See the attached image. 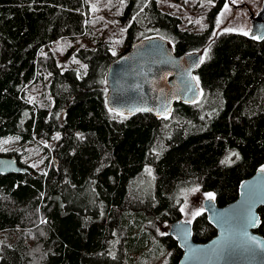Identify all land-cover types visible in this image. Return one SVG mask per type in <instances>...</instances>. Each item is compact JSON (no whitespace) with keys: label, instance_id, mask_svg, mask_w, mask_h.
<instances>
[{"label":"trees","instance_id":"16d2710c","mask_svg":"<svg viewBox=\"0 0 264 264\" xmlns=\"http://www.w3.org/2000/svg\"><path fill=\"white\" fill-rule=\"evenodd\" d=\"M225 3L0 0V140L20 147L0 156L29 171L0 176V264H177L159 229L182 219L181 191L237 199L264 167V40L217 31ZM153 37L201 54L199 101L159 121L110 111L108 67ZM190 221L195 243L215 237L203 211Z\"/></svg>","mask_w":264,"mask_h":264},{"label":"water","instance_id":"95a60500","mask_svg":"<svg viewBox=\"0 0 264 264\" xmlns=\"http://www.w3.org/2000/svg\"><path fill=\"white\" fill-rule=\"evenodd\" d=\"M248 14L250 29L246 37L260 43L264 40V0L257 13ZM253 35L260 39H253ZM200 59V53L177 56L168 41L160 37L138 40L108 67L107 108L124 117L150 115L159 121L171 116L178 104H196L201 91L192 77ZM260 169L240 183L238 197L232 203L218 207L215 199L203 200L207 222L216 231L210 241L194 242L191 221L179 219L169 225L167 236L182 252L177 264H264V239L256 233L261 224L258 210L264 207V173ZM28 172L15 156H0V176ZM249 207L259 224L245 229L243 218Z\"/></svg>","mask_w":264,"mask_h":264},{"label":"rangeland","instance_id":"374dc122","mask_svg":"<svg viewBox=\"0 0 264 264\" xmlns=\"http://www.w3.org/2000/svg\"><path fill=\"white\" fill-rule=\"evenodd\" d=\"M229 5V11H225L223 9V16H219V19L221 20V23L219 26H217V31H225V29H233V31H236L238 33L242 32H248L250 29V23L248 20V12L251 11L253 13H257L261 2L254 1V0H236V3H232V0L228 1ZM94 8H97V4L94 3ZM221 12V13H222ZM194 22H197V18L194 17ZM53 53L57 56V58L60 59V61L63 63V66L65 65V58L61 57V53L59 50H56L55 48L52 50ZM57 139V134L53 136V139L51 140V144H54ZM13 149H17L20 151V147L17 143V141L7 138V139H1L0 140V152L5 153L8 151H11ZM11 154V153H9ZM14 156V155H9ZM41 157L40 155H37ZM226 160H229L227 158ZM25 161V160H24ZM236 161L235 159L230 158L229 162L226 164H232ZM30 163H25V165L29 166ZM25 167V166H22ZM27 168V167H25ZM149 179H153V171L150 166H146L144 168V175L140 179L139 187H141L145 182H148ZM151 183H147L144 186V189L142 192H147L149 190ZM195 189V191H194ZM180 197L182 199V219L190 221L193 219L192 213L194 212H201L203 211L202 202L204 199H206V195L202 194L197 188H191L182 190L180 193ZM168 228L163 227L159 229L162 233H167ZM3 239L0 238V243H2Z\"/></svg>","mask_w":264,"mask_h":264},{"label":"snow or ice","instance_id":"6c2138e0","mask_svg":"<svg viewBox=\"0 0 264 264\" xmlns=\"http://www.w3.org/2000/svg\"><path fill=\"white\" fill-rule=\"evenodd\" d=\"M209 2H211V0H209ZM232 3H236V0H232ZM224 10H225V11H229V10H230V9H229V5H228V3H225V5H224ZM223 14H224V13L222 12L220 15L223 16ZM216 23H217V26H219V24L221 23V20L218 18L217 21H216ZM225 31H233V29H225ZM241 34H243V35H248L249 33H248V32H242ZM213 35H215V33H213ZM252 38H253V39H260V37H256V36H254V35H253ZM203 62H204L203 59H200V60H199V63H203ZM192 79H193V80H196L197 84L199 83L197 77H192ZM188 90H189V91H192V88L189 87ZM144 110L147 111L148 109H144ZM110 111H111V109H110ZM233 155H236V154L233 153ZM229 160H230V158H229ZM229 160L222 161V163H228ZM260 172H261V173H264V167H262V168L260 169ZM194 191H195V189H194ZM206 199H208V200H214V199H215V196H214V194H212V193H207V194H206ZM192 215H193V216H198V215H200V212H194V213H192ZM243 221H244L245 229H247L248 227H256V226H258V224H259V218L255 216V214H254V212H253V210H252L251 207H249V208L247 209V211H246V213H245V215H244ZM246 234H247V233H246V230H245V235H246Z\"/></svg>","mask_w":264,"mask_h":264}]
</instances>
